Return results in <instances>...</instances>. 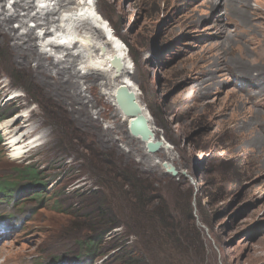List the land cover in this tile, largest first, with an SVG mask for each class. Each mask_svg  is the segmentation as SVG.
Returning a JSON list of instances; mask_svg holds the SVG:
<instances>
[{
	"label": "rangeland",
	"instance_id": "1",
	"mask_svg": "<svg viewBox=\"0 0 264 264\" xmlns=\"http://www.w3.org/2000/svg\"><path fill=\"white\" fill-rule=\"evenodd\" d=\"M87 2L116 26L163 147L129 134L98 80L67 86L55 57L42 74L0 22V124L22 115L39 140L13 159L0 132V184L16 188L0 195V264H264V0Z\"/></svg>",
	"mask_w": 264,
	"mask_h": 264
},
{
	"label": "bare ground",
	"instance_id": "2",
	"mask_svg": "<svg viewBox=\"0 0 264 264\" xmlns=\"http://www.w3.org/2000/svg\"><path fill=\"white\" fill-rule=\"evenodd\" d=\"M3 1L6 0H0V2ZM77 1L83 2L81 9L75 10L67 7ZM93 7L94 5L88 3L87 0H15L11 9L2 8L1 14L8 13L9 16L1 17L0 22L7 28V35L10 40L14 39L16 42L15 46L20 55L22 52L26 53L27 50L30 57L34 56V58L39 59L40 66L38 69L41 70L42 74L52 77L50 69L45 70L41 65L55 57L58 64H62L63 67L61 68L58 64L51 62L49 68L51 71H55V79H66L67 86L73 84L78 76H89V78L98 80L103 89L101 96L114 108L115 117H119L129 126L130 119L121 112L116 102V95L120 86L125 84L132 88L139 98L140 91L130 79L132 73L131 57L122 42L115 37L106 21L99 17L98 12L96 14L90 10ZM18 8H22L28 14L25 16L17 14ZM12 9H14L13 12ZM32 10L35 11V15L29 14ZM63 13L69 14L63 16ZM27 19L32 22L44 21L42 24L38 23L36 27V29H40L41 35L37 36L36 30L29 29L20 36L17 34V30L11 27L13 22L17 20L22 28L27 25ZM49 26L54 30H50ZM116 58L122 63L123 68L121 70H117L114 66L113 62ZM76 60H80L79 65L82 67L77 72V69L74 70ZM223 69L226 70L227 68ZM262 82L263 80L259 78L256 83L260 85ZM79 95L80 101L87 104V102L84 103L85 98L83 99L82 95ZM21 117L23 118L20 115L0 124V132L7 136L9 154L13 159L27 153L39 141L32 138L27 141V137L33 132L28 129L31 125L24 127L25 130L22 132L16 127ZM136 139L142 142L139 138ZM154 140H158L156 134ZM142 144L144 147L147 146L143 142Z\"/></svg>",
	"mask_w": 264,
	"mask_h": 264
},
{
	"label": "water",
	"instance_id": "3",
	"mask_svg": "<svg viewBox=\"0 0 264 264\" xmlns=\"http://www.w3.org/2000/svg\"><path fill=\"white\" fill-rule=\"evenodd\" d=\"M114 66L117 70L123 68L119 59H114ZM116 102L123 115L130 119L129 132L133 137L139 138L147 144L150 152H157L161 149L163 143L160 140H154L155 132L152 124V118L149 111L143 106L137 93L128 85H121L116 95ZM173 174H177L174 168H170Z\"/></svg>",
	"mask_w": 264,
	"mask_h": 264
},
{
	"label": "trees",
	"instance_id": "4",
	"mask_svg": "<svg viewBox=\"0 0 264 264\" xmlns=\"http://www.w3.org/2000/svg\"><path fill=\"white\" fill-rule=\"evenodd\" d=\"M111 24H112V28H113L112 30H113V32L115 31L114 32L115 35L116 36L118 35L120 37V35L118 34V31H117V28L113 24L112 21H111ZM147 105H148L149 109L151 110L152 114H155V108H154V106L152 104H150V103H148ZM3 119H4V117H0V121H2ZM31 169H33L31 167V165H28L22 171H23V173H25V174H27L29 176V178L31 179L32 182H34V183L39 182V176H38V174L36 172H34V170H31ZM14 191H16L15 184H13V183H6V185L5 184H0V195L5 196L7 199L10 200V198H12V194H9V193H13ZM42 193H43V190H41V193L40 194H36L35 197L40 198L42 196Z\"/></svg>",
	"mask_w": 264,
	"mask_h": 264
}]
</instances>
